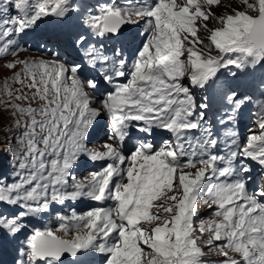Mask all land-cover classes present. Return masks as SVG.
<instances>
[{"label":"snow or ice","instance_id":"snow-or-ice-1","mask_svg":"<svg viewBox=\"0 0 264 264\" xmlns=\"http://www.w3.org/2000/svg\"><path fill=\"white\" fill-rule=\"evenodd\" d=\"M153 7L148 0H143L142 3L139 0H123L122 3H117L116 0H0V58L15 57L20 51L27 50L21 41L36 32L41 25L50 22L65 25L74 21L73 31L49 37L43 42V55L76 72L93 88L102 105L118 87L128 83L135 68L147 67L149 74L141 76L140 79L144 83H151L153 91L146 92L145 89L137 88L141 99L127 103H135L161 122L133 125L131 135H140L143 140L142 147L160 154H168L175 159L177 152H187L193 154L195 160H199V165L193 163L192 166L200 167L202 171L198 175L202 180L211 182V186H206L207 192L211 194L212 189H216L214 198L218 210L214 215L227 221L223 224L215 222L214 226H209L208 235L222 243H208L205 247L209 251L219 250L227 259L228 253L223 252L224 247H232L238 237L242 241L248 232L253 235L259 233L261 227L257 225L264 226V215H254L264 212V95L257 98L251 95L241 96L238 90L231 89L220 76L224 70H228V76L235 78L238 73L255 71L264 65V18L253 26L246 38L241 37L239 44L235 43L236 38L233 37V44L225 48L221 47L218 37H210L218 58L197 51L199 60L191 64L192 75L186 82H181V78L175 75V60L168 52H164L158 60L142 65V61L149 60L145 53L154 47L150 42V35L145 34L151 31L150 25L155 17ZM141 15L148 19L143 21V27L138 28L141 22L131 18ZM205 18L212 19V15L206 13ZM160 27L157 22V29ZM136 32L143 35L130 40L129 36ZM136 39L139 44L132 46ZM204 42L197 35L188 43L192 47ZM229 52L233 55H228ZM153 69L157 71H152ZM210 85L215 88L222 101L217 120L222 127L221 135L213 132V124L207 119L209 96L197 94L195 91L199 89L203 93ZM261 92L264 93V85H261ZM249 104L253 107L252 122L259 131L250 128L249 135L244 138V142H240L239 124L243 110ZM104 119L100 116L97 127ZM132 119L142 121L143 117ZM193 131L198 135H190ZM160 132H166L168 139L162 144L150 143L149 138H154ZM109 135L105 131V138ZM135 151L136 148L129 145L127 155L131 156ZM188 159V155L183 157L186 162ZM4 160L6 163L0 168V246L7 242L20 241L21 236L24 237L15 249L11 264H38L40 260L48 257L57 264H82L83 257L93 248L104 256V264H126V257L109 259L111 250L105 252L104 244L97 245V237L94 235L75 242L59 240L52 230L42 233L40 229H33L32 233L25 235L24 197L32 190L36 180L33 177L28 184H24L22 173L18 169L26 171L25 165L19 161L11 162L7 155ZM77 167L90 168L91 165L84 159ZM41 186L47 187L37 185ZM5 192L8 193L7 197ZM100 192L97 199L103 195L102 189ZM27 203L31 205L33 212L62 210L52 207L58 201L52 200L50 195H46L39 202ZM233 204L239 205L240 219L235 227L228 230L232 219L237 215ZM225 208L228 209L227 212L223 211ZM86 215L93 217L94 213L90 211ZM103 215H110V210L89 223V227L94 231L99 228ZM57 219H61V215H57ZM62 228L63 224L56 230ZM221 229L225 230L223 235ZM189 243L195 244L196 241L194 238L185 239L169 253H159L156 245L148 246L163 256V259H153L151 253L145 257L144 249L140 248L141 260L147 259L149 264H206L203 261V249L197 248V255L186 248ZM249 244L254 247L256 241L250 240ZM260 247L264 248V240L260 241ZM234 250L237 253L242 252L243 261L252 264L249 261L251 253L247 245L235 243ZM260 260L264 261V253ZM231 264L242 262L233 260Z\"/></svg>","mask_w":264,"mask_h":264},{"label":"rangeland","instance_id":"rangeland-1","mask_svg":"<svg viewBox=\"0 0 264 264\" xmlns=\"http://www.w3.org/2000/svg\"><path fill=\"white\" fill-rule=\"evenodd\" d=\"M180 4L181 8H185L187 11H191L193 15H196V22L197 25L200 27L198 28V32L200 33L201 37L203 36L206 40H208L211 44L212 42L209 40L210 37L216 36L219 38L221 42V47H227L230 44H233V37L236 38L235 43L239 44L241 37H247L249 31L253 28L255 24V20L259 17H262L264 15V0H240L239 3H235V7H243L239 13H234L230 16L229 22H226L223 29H213L210 30L206 24L205 15L206 13H209V7L213 8H223V7H234L229 6L230 2L229 0H220L219 1V7H216L217 0H176ZM193 6V9H192ZM262 8V9H261ZM210 14V13H209ZM216 21H213V24ZM211 24V26L213 25ZM217 23L214 25L216 26ZM196 25V26H197ZM214 30H216L214 32ZM243 30V31H242ZM193 38V37H192ZM191 41V40H189ZM187 41L186 43H188ZM193 48H190L189 43L186 46L185 56H188L187 60L186 57H184V63L186 60L185 66L187 68L191 67V64L195 61L199 60V57L196 55L197 53V44L192 45ZM213 46V45H212ZM215 49V47L213 46ZM216 51V50H215ZM199 52H202L206 55H210L214 58H216L215 54H210L207 51H202V49L199 47ZM228 55H233V53L229 52ZM258 71L261 73H264V65L257 68ZM234 70V69H233ZM7 76L8 71L6 72L4 69L0 68V156L4 157L8 154L9 148L6 144H4L7 141V137H5L7 126H11L12 123V129L15 132V127L13 125V117L17 113V105L15 102V97L9 95L8 91L6 92L4 90V87L7 82ZM233 90H238L239 93H245L246 86H242L241 83L235 84L233 86ZM218 132V129H217ZM17 143V141H14V145ZM2 161H5L4 158ZM1 163V161H0Z\"/></svg>","mask_w":264,"mask_h":264},{"label":"trees","instance_id":"trees-1","mask_svg":"<svg viewBox=\"0 0 264 264\" xmlns=\"http://www.w3.org/2000/svg\"><path fill=\"white\" fill-rule=\"evenodd\" d=\"M230 4L229 6H234V7H223V8H213L211 7L212 9H209V13L212 15V19H206V24L205 26H207L208 28L211 27L210 30H213V29H223V27L225 26L226 22H229V19H230V16L233 15L234 13H239L241 11V9L243 7H235V3H239L240 0H229ZM249 2V0L247 1ZM262 9V8H261ZM205 15V14H204ZM216 21L215 23L216 26L213 24V21ZM211 24H213L211 26ZM198 33V36L200 38H202L205 42L203 44H198V46L202 49V50H205L207 51L208 53H215V49L213 48L212 44L206 40L203 36L201 37L200 33ZM211 49V50H210ZM251 74H254V72L252 73H249V71H245L243 73L240 74V77L242 79H244L246 76L249 77V79L251 81H255L257 84H260V83H264V73H261L260 71L259 72H256V75H251ZM242 75V76H241ZM10 128L11 126H7L6 130H4L6 132V135L5 137H7V141L10 143L9 145H12V141L11 138H9V135H10ZM9 138V139H8ZM4 144H8L7 142H5Z\"/></svg>","mask_w":264,"mask_h":264},{"label":"water","instance_id":"water-1","mask_svg":"<svg viewBox=\"0 0 264 264\" xmlns=\"http://www.w3.org/2000/svg\"><path fill=\"white\" fill-rule=\"evenodd\" d=\"M262 18H264V15H263L262 17L257 18V19L255 20V24L260 23V22L262 21ZM255 24H254V25H255ZM65 255H67V253H65ZM68 259H71V257H68Z\"/></svg>","mask_w":264,"mask_h":264}]
</instances>
